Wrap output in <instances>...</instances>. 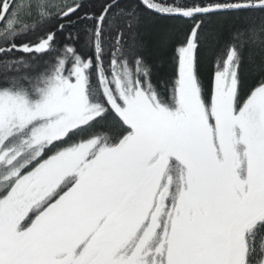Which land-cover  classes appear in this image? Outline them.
Instances as JSON below:
<instances>
[{"label": "snow or ice", "instance_id": "snow-or-ice-1", "mask_svg": "<svg viewBox=\"0 0 264 264\" xmlns=\"http://www.w3.org/2000/svg\"><path fill=\"white\" fill-rule=\"evenodd\" d=\"M0 264H264V0H0Z\"/></svg>", "mask_w": 264, "mask_h": 264}]
</instances>
